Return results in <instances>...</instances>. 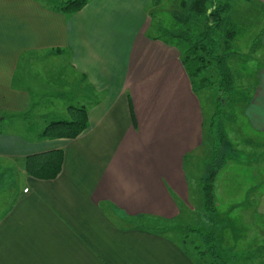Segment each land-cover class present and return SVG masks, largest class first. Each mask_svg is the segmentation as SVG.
Instances as JSON below:
<instances>
[{"label": "crops", "instance_id": "obj_1", "mask_svg": "<svg viewBox=\"0 0 264 264\" xmlns=\"http://www.w3.org/2000/svg\"><path fill=\"white\" fill-rule=\"evenodd\" d=\"M153 1L88 0L66 15L45 0H0V264H196L180 243L137 223L180 217L194 197L187 161L204 143L202 108L181 53L149 35ZM251 1L264 8V0ZM255 44L263 59L246 115L264 135V28ZM42 57L66 61L84 84L82 103L67 107L88 112L76 139H42L47 123L33 124L44 90L58 86L32 74ZM59 151L56 179L27 174L28 158ZM257 165V182L239 186L235 175L232 186L217 178L215 187L234 188L230 197H241L251 226L264 227V163ZM233 235L231 251L264 245L261 230Z\"/></svg>", "mask_w": 264, "mask_h": 264}, {"label": "rangeland", "instance_id": "obj_2", "mask_svg": "<svg viewBox=\"0 0 264 264\" xmlns=\"http://www.w3.org/2000/svg\"><path fill=\"white\" fill-rule=\"evenodd\" d=\"M49 2V0H45ZM184 0H154L148 7L146 14L151 18V28L149 35L153 37L163 38L167 42L176 45L179 53L182 54L187 49V43L177 36L199 37L205 27L210 25V19L207 16L197 17L182 6ZM219 4H228L229 9L224 14V23L233 22L243 29L235 38L228 53L231 54L229 66L231 67L236 80V91L231 99L222 100V105L227 115L226 131L228 135V143L225 152L228 154L226 169H222L218 175L221 181L233 185L236 177L239 176V186L245 182H257L258 163H264V135L251 130L249 119L246 115V108L249 104L254 89L256 71L261 66L258 59H263V52L255 48V40L259 38V34L264 28V8L255 1L251 0H216ZM190 2V0H186ZM50 3V2H49ZM189 4V3H188ZM212 9V0L206 5V10ZM224 23L218 27L215 32L220 52L225 53V27ZM176 36V37H175ZM261 52V51H260ZM43 59L35 62L33 65L34 75L38 76L42 82L52 85H58L56 93L51 91L43 92V98L37 102L38 109L33 124L38 127L43 126L44 122L56 119L68 118V106H77L82 102L77 97L78 89L84 86L79 82L76 75L69 72L68 64L59 61L53 57H42ZM258 58V59H257ZM59 70V73L56 70ZM20 69L19 76L24 74ZM38 71V72H37ZM202 77L207 79L206 86L199 82L201 75L195 79V94L200 101L204 120V143L200 151L194 154L187 161L188 177L190 179L193 198L191 197L186 207H183L181 215L176 220L165 221L155 220L151 218L140 219L137 223L146 226L148 229H154L164 232L168 237L174 239L182 245L190 254L196 264H210L207 256H199L202 249V242L197 237L191 235L192 230H199L206 235L212 228L219 230L221 241L218 242L219 252L222 257L225 256L229 264H264V245L260 246L259 251L235 250L228 248L232 246L229 239L234 240L237 235H233L235 230L238 233L248 229L254 238L256 232L264 227L258 224V227L251 226L253 221L251 214L244 210L243 203L238 201L239 198L230 197V191L234 188L223 185L215 187L216 196V214L212 219L215 223L206 220L204 216L201 183L202 178L206 175L213 152L212 139L209 133V124L215 110L220 102V94L218 91V78L213 69H207ZM63 79L66 80V86H61ZM59 91V92H58ZM85 95L90 92L85 88ZM59 95V96H58ZM54 106L55 108H52ZM55 115V116H54ZM40 116H44L43 120ZM229 162L233 163V168L229 170ZM227 171V175L224 172ZM262 174H264L262 172ZM264 177V175H263ZM229 181V182H228ZM264 189V188H263ZM192 195V194H191ZM238 202H236V201ZM220 202V203H219ZM190 206V207H189ZM248 209V208H247ZM225 221H229L225 225ZM212 227V228H211ZM226 228V229H224ZM260 228V229H259ZM256 231V232H255ZM217 232L216 234L218 235ZM255 232V233H254ZM236 234V233H235ZM241 235L238 236V238ZM251 237V235H249ZM218 238V237H217ZM245 248L243 244L239 245ZM225 253V255H224ZM235 255L232 259L230 256Z\"/></svg>", "mask_w": 264, "mask_h": 264}, {"label": "trees", "instance_id": "obj_3", "mask_svg": "<svg viewBox=\"0 0 264 264\" xmlns=\"http://www.w3.org/2000/svg\"><path fill=\"white\" fill-rule=\"evenodd\" d=\"M49 2L53 11L71 15L80 12L87 5L88 0H66L59 2L49 0ZM207 2L209 0H190V2L184 0L181 5L185 6L190 13L197 17L207 16L214 24L207 25L203 33L197 38L185 37V35L175 37L182 38L187 43V49H184L181 54V62L191 81L194 93L195 79L200 75L201 78L198 80L203 84L201 87L206 86L207 79L202 77V74L207 69H213L218 78L220 102L209 124L213 152L209 169L202 178L201 183L204 216L213 225L215 222L212 219L216 214L215 183L228 159V154L225 152L226 144L228 143L226 131L227 115L222 105V100L231 99L236 91L235 75L229 66L231 54L228 51L235 38L244 31L236 23H224L223 16L229 9L228 4H219L216 0H212V9L206 10ZM223 23L225 27V53L220 52V47L215 37L216 30ZM68 115L69 118L66 120L56 119L49 122L40 137L42 139L78 138L88 127V112L83 107H69ZM62 164V152H49L28 158L25 162V170L33 178L54 180L60 174ZM216 233V228H212L206 235L199 230L191 231V235L197 237L202 242V249L196 247V250H200L199 256H207L210 264H229L226 258L222 257V254L219 252Z\"/></svg>", "mask_w": 264, "mask_h": 264}]
</instances>
